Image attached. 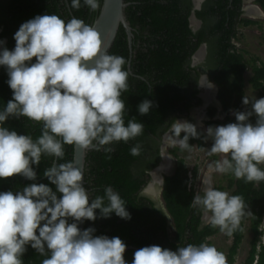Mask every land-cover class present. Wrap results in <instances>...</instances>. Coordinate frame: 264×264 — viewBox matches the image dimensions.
<instances>
[{
	"label": "clouds",
	"instance_id": "1",
	"mask_svg": "<svg viewBox=\"0 0 264 264\" xmlns=\"http://www.w3.org/2000/svg\"><path fill=\"white\" fill-rule=\"evenodd\" d=\"M82 3L91 11L99 7V0H70V7L79 9ZM13 38L14 48L0 47V66L6 69L12 90V99L0 108V178L19 175L36 181L33 166L40 164L42 155L50 156L55 159L43 176L55 189L33 182L17 191H0V264H24L28 246L45 257L41 264H127V246L121 238L95 235L94 227L78 226L95 221L97 210L100 218L114 213L131 219L126 202L110 185L103 195L93 196L74 161L57 163L65 144L111 153L114 143H126L142 133V123L124 120L121 96L129 78L124 57L103 51L95 28L75 16L66 22L56 14L36 15L22 23ZM5 43L0 40V46ZM198 82L213 86L206 76ZM242 103L248 107L234 112L235 122L205 130L204 139L212 141L209 155H221L208 171L230 172L245 182L264 181V97L244 96ZM151 108L149 99L137 106L142 116ZM10 117L40 122L41 134L34 139L10 130L5 127ZM200 135L194 124L176 119L167 138L171 146L184 150L190 148V138ZM139 151L138 144L130 149L134 156ZM165 156L171 161L169 153ZM191 206L228 236L245 209L241 196L213 187L209 179ZM259 229L264 231V217ZM131 264H228V260L214 245L201 242L176 250L144 246L133 253Z\"/></svg>",
	"mask_w": 264,
	"mask_h": 264
},
{
	"label": "trees",
	"instance_id": "2",
	"mask_svg": "<svg viewBox=\"0 0 264 264\" xmlns=\"http://www.w3.org/2000/svg\"><path fill=\"white\" fill-rule=\"evenodd\" d=\"M129 5L125 15L133 29V45L129 48L127 33L123 26L118 30L109 54L124 57L125 68L129 72L128 89L122 93L125 102L124 120L135 119L143 124L142 133L128 142H116L114 151L106 153L90 148L86 156V187L93 196L103 195L105 186H112L126 202L131 219L125 220L114 213L110 218L85 220V228L94 227L95 235L119 237L127 247L137 250L144 246L159 245L162 248L176 250L187 243L199 244L219 232L218 227L205 224L202 213L191 206L196 194L190 184L195 175L189 177L184 159L178 158L174 147L171 152L176 156V168L173 174L164 177L162 199L159 206L151 197L142 194L149 181L148 170L157 165L161 136L173 120L188 114L191 108L201 103L197 87L200 66L191 64L192 56L203 44H207L210 79L217 84L218 106H210L208 115L212 118L218 111L224 115L225 125L235 122L234 112L244 111L248 106L242 103L245 96V73L251 69L249 78L252 86L264 97V63L257 65L248 60L234 42L239 26L255 23L243 16L244 0H205L202 8L195 10L196 17L202 20V26L194 31L190 25L192 0H125ZM264 8V0H258ZM99 7L91 11L83 3L79 9L70 7V0H0V40L6 43L2 47L14 48V33L25 21L43 14H56L66 22L75 16L92 26L99 13ZM35 58H33V61ZM130 64V66H129ZM131 70V71H130ZM7 71L0 66V108L12 99V90L7 84ZM144 99L153 102V108L147 115H140L137 106ZM253 121L255 117L252 118ZM216 120L209 121L213 126ZM5 127L19 134L31 135L34 139L41 134L42 124L27 117H10ZM190 138L189 145L199 148L206 145L204 133ZM140 146L138 155H132L131 147ZM64 156L57 163L73 161L74 145L65 144ZM54 157H41L37 180L29 181L16 175L0 178V191H17L30 183H45L55 189L43 172L53 163ZM261 167H263L261 165ZM228 185H235L231 195L243 198L245 209L240 224L233 232V243L228 250V264H234L235 255L242 241L244 222L251 220L253 237L251 248L243 264H264V243H259L264 231H260L264 217V181L245 182L230 172ZM165 207V209H164ZM173 220L174 238L170 237L169 217ZM259 245V247H258ZM126 247V248H127ZM135 248H128L124 257L131 264ZM45 257L30 246L22 259L24 264H41Z\"/></svg>",
	"mask_w": 264,
	"mask_h": 264
},
{
	"label": "rangeland",
	"instance_id": "3",
	"mask_svg": "<svg viewBox=\"0 0 264 264\" xmlns=\"http://www.w3.org/2000/svg\"><path fill=\"white\" fill-rule=\"evenodd\" d=\"M245 7L248 9V7L252 5H258L260 6L259 2L257 0H245ZM262 9V8H261ZM244 17L252 19L255 21V23L250 24L248 26L240 25L239 26V32L234 39V42L237 44L238 48L241 52H243L244 56L248 60L255 61L257 65H260L261 63H264V10H260V13H254L253 12H246L243 14ZM252 70L249 69L244 77H245V96H248L251 100L252 98H260L258 95V91L252 86V84L249 81V78L252 76ZM209 82L213 86L208 87L209 93H211L213 98V102L215 105L220 106V102L217 100V93H216V84L208 78ZM208 86V85H206ZM201 93L204 94L207 92V87L202 86L201 87ZM192 117H193V124L196 126L197 129L202 131L205 135V130L210 125L208 124L211 120H216L218 123H215L213 126L217 125H224L222 121L224 120L223 114H216L214 118H210L204 115L203 111L200 109V107H196L192 109ZM181 121H188L187 118L181 119ZM212 145L211 139H208L206 141V145L203 148L197 147L196 144H194L189 149H179L175 150L176 154L178 155V158L184 159L185 165L187 167V174L189 177H192L195 175L194 180L190 184L194 186L195 192L201 191V188L203 186V181L205 179H209L212 183V186L228 192L230 195L233 192L235 185L229 186L228 182L231 178V175L229 173H219V172H213L209 174V165L213 163L215 160L221 159L220 154L215 155H209V148ZM171 148H174L173 146L165 145L164 152L169 153L171 157V161H168V157H166L165 167H169L168 171L162 170L163 168H160V171L157 172L158 177H156V174H154L155 178L154 180H151L149 182V186L153 185V190L156 189V193L154 194V197L157 198L159 204L163 206V199H162V186L157 184V187L155 186V180L161 177L163 174L168 173L169 175L172 174V172L175 171L176 168V158L174 157V154L171 152ZM169 151V152H168ZM177 158V159H178ZM163 161V160H162ZM161 161V162H162ZM168 164V165H167ZM264 167V165H262ZM174 170V171H173ZM167 174V175H168ZM158 182V181H156ZM155 184V185H154ZM250 214L248 213V218L244 222V228H243V237L242 241L238 247L237 253L235 255V261L234 264H243L248 255L251 248V241H252V231L250 229L251 220L249 218ZM174 233V231H173ZM171 234L172 237H174V234ZM264 240V234L261 235L260 241ZM208 244L214 245L218 250L225 253L226 257L228 255V250L230 246L233 243V236H228L221 231L215 233L214 235L207 238L206 242Z\"/></svg>",
	"mask_w": 264,
	"mask_h": 264
},
{
	"label": "water",
	"instance_id": "4",
	"mask_svg": "<svg viewBox=\"0 0 264 264\" xmlns=\"http://www.w3.org/2000/svg\"><path fill=\"white\" fill-rule=\"evenodd\" d=\"M199 1V0H197ZM198 4V2H197ZM129 5L128 2L125 0H102L101 7L99 9V13L97 17L94 19L92 26L95 28V30L98 32L99 37L102 42V50L109 52L111 49L115 38L117 36L118 30L121 26L124 27L126 33H127V38H128V43H129V48L131 50V53L133 52L132 50V45H133V29L130 25V23L127 20V17L125 15V8ZM196 19L195 14L192 15V20L194 21ZM2 47V46H0ZM206 51V44L203 43L197 52L194 54L193 58L194 60L197 58V55L201 52L204 54ZM204 52V53H203ZM196 61V60H195ZM194 61V62H195ZM130 66V64H129ZM131 71V70H130ZM207 80L208 77L205 75ZM218 92V86L216 85V93ZM219 102V101H218ZM205 107L206 104L202 105L200 109L205 113ZM90 148H82L80 146L74 145V151H73V161L76 163V165L81 169L84 177V183L86 186V180H85V169H86V156H87V151ZM160 170V168L157 170L155 169L154 171L157 173ZM160 180V179H159ZM82 230L86 229L85 228V221L82 223H79L78 225ZM130 248V247H127ZM126 248V250H127ZM134 248V247H131Z\"/></svg>",
	"mask_w": 264,
	"mask_h": 264
},
{
	"label": "flooded vegetation",
	"instance_id": "5",
	"mask_svg": "<svg viewBox=\"0 0 264 264\" xmlns=\"http://www.w3.org/2000/svg\"><path fill=\"white\" fill-rule=\"evenodd\" d=\"M204 1L205 0H199V1H197V0H192V4H193V8H192V13H191V15H190V25H191V27H192V29L194 30V31H197L198 29H200L201 28V26H202V20L201 19H199V18H197L196 17V19L193 21L192 20V15L193 14H195V10H198V9H201L202 8V5H203V3H204ZM258 1V0H257ZM197 2H198V4H197ZM259 2V1H258ZM245 0L243 1V8H242V10H243V14H245L246 12H253V11H250L249 9H247L246 7H245ZM260 4V3H259ZM256 6V5H255ZM256 7H258V9L259 10H264V8H262V6H261V4H260V6H256ZM262 8V9H261ZM255 13V12H254ZM256 14V13H255ZM195 16H196V14H195ZM206 44V43H205ZM197 52V51H196ZM195 52V53H196ZM194 53V54H195ZM204 53V52H203ZM207 55H208V48H207V44H206V51H205V53L204 54H202L201 52L197 55V58L194 60V58H193V56H192V60H191V64L193 65V66H200V71H201V73H200V76H199V79H198V81L199 80H203L204 79V76L205 75H207V77L208 78H210V76H209V73H208V71H209V60H208V58H207ZM195 61V62H194ZM207 85V83L205 84V85H203V86H205V87H209V86H206ZM217 85V84H216ZM197 87H198V89H199V92H198V97H200L201 98V103L200 104H196V105H194L192 108H191V110H190V112L188 113V114H184L183 116H181V117H179V118H177V119H183L184 117L185 118H187L188 119V122H190V123H192L193 124V117H192V114H191V112H192V109L193 108H196V107H201L202 105H204V104H206V107H205V116H207V117H210L209 115H208V109H209V107L210 106H215V104H214V102H213V98L211 99H209V100H207V98L205 97V94H206V92L204 93V94H202L201 93V85L199 84V82H198V84H197ZM211 97H212V95H211ZM216 97H217V95H216ZM217 100H218V98H217ZM217 106V105H216ZM218 109H219V111L221 110L220 109V106H218ZM218 111V113H220V114H222L221 112H219ZM217 113V114H218ZM211 118V117H210ZM212 118H214V117H212ZM169 130V129H168ZM168 130L165 132V133H163L162 134V136H161V143H160V145H159V157H160V159H159V161H158V163H157V165H155L153 168H151V169H149L148 170V174H149V181H148V183L146 184V186L142 189V191H141V193L142 194H145V195H147V196H149V197H151L154 201H156L157 203H158V205L159 206H161L160 204H159V202H158V200H157V198L156 197H154V194L156 193L155 191H156V189L155 190H153V191H149V188L148 187H150L149 186V182H151V180H154V178H155V176H154V170L155 169H159V168H163L162 170H164V171H168L169 170V165H168V167H164L163 166V164L166 162V157H165V155H166V153L164 152V148H165V145H169V143H168V138H167V134H168ZM169 152V151H168ZM163 160V161H162ZM162 161V162H161ZM177 164V163H176ZM160 171V170H159ZM170 171V170H169ZM174 171V170H173ZM168 173H165V174H163L161 177H159L160 178V180H159V178L158 179H156L155 180V186L157 187V184L158 185H160V186H162V189H163V182H164V177L167 175ZM172 174H173V172H172ZM169 175V174H168ZM156 181H158V182H156ZM155 192V193H154ZM161 195H162V192H161ZM163 204H164V202H163ZM164 206V205H163ZM164 209H165V207H164ZM168 217H169V223H170V237L171 238H174V237H172L171 236V234L173 233V231H174V226H173V220H172V218L170 217V215H168ZM201 219H202V221L205 223V224H208L207 222H206V220H205V218L203 217V214H202V217H201ZM174 234V236H175V233H173ZM130 247V249H132L131 247H133L132 245L131 246H129ZM135 248V247H134ZM128 249V248H127ZM136 249V248H135ZM137 250V249H136Z\"/></svg>",
	"mask_w": 264,
	"mask_h": 264
},
{
	"label": "bare ground",
	"instance_id": "6",
	"mask_svg": "<svg viewBox=\"0 0 264 264\" xmlns=\"http://www.w3.org/2000/svg\"><path fill=\"white\" fill-rule=\"evenodd\" d=\"M248 9L250 11H254L255 13H260V10L255 5H252V6L248 7ZM210 96H211V93H209L208 87H207V92L205 94V97L207 98V100H209L211 98ZM165 157H167V156H165ZM163 166L165 167V164H163ZM155 174H156V177H158L156 172H155ZM153 188H154L153 185H150L149 191H153Z\"/></svg>",
	"mask_w": 264,
	"mask_h": 264
}]
</instances>
